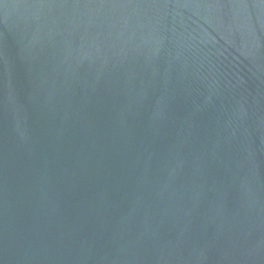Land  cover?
Wrapping results in <instances>:
<instances>
[{
  "label": "water",
  "instance_id": "1",
  "mask_svg": "<svg viewBox=\"0 0 264 264\" xmlns=\"http://www.w3.org/2000/svg\"><path fill=\"white\" fill-rule=\"evenodd\" d=\"M0 264H264V0H0Z\"/></svg>",
  "mask_w": 264,
  "mask_h": 264
}]
</instances>
